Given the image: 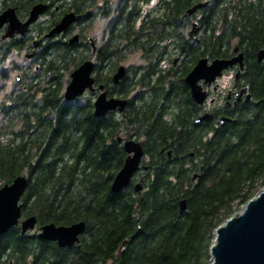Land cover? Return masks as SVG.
I'll return each instance as SVG.
<instances>
[{"label": "trees", "instance_id": "1", "mask_svg": "<svg viewBox=\"0 0 264 264\" xmlns=\"http://www.w3.org/2000/svg\"><path fill=\"white\" fill-rule=\"evenodd\" d=\"M198 1L106 0L101 15L79 16L69 27L83 38H47L36 76L0 97V186L26 175L22 217L37 218L33 230L23 234L16 225L1 236L0 264L210 263L215 229L264 186V60H257L264 0H210L193 14L195 40L184 12ZM35 2L15 3L24 17ZM95 2L70 0L67 8L81 14ZM96 21L106 29L93 53L86 31ZM235 46L244 53L251 100L230 109L224 124L196 123L201 108L187 72L201 56L227 58ZM134 54L142 62L114 84L117 66ZM91 56L95 86L128 98L123 113L94 115L97 88L65 99L70 72ZM119 135L141 140L146 168L115 193L111 184L127 157ZM81 220L86 226L74 245L38 235L42 224Z\"/></svg>", "mask_w": 264, "mask_h": 264}, {"label": "water", "instance_id": "2", "mask_svg": "<svg viewBox=\"0 0 264 264\" xmlns=\"http://www.w3.org/2000/svg\"><path fill=\"white\" fill-rule=\"evenodd\" d=\"M208 4V0H201L188 7L184 15L191 16L197 9L204 8ZM47 3L38 2L34 4L30 10L29 16L25 21L19 19L13 8H8L0 13V27L4 23H8L3 37H11L15 33L24 35L30 31V25L35 22L38 17L46 11ZM80 14L74 10L65 12L54 26L45 34L50 37L56 34L64 33L79 18ZM199 23L196 20L191 22V26L187 31L189 39L198 40ZM81 38L80 33L76 32L68 38L69 43L78 42ZM92 52L96 50V44L90 38ZM40 39H35L32 43L33 47H38ZM34 50L29 51L26 55L32 56ZM231 57H217L209 59L207 56H201L195 65L186 74L185 81L188 84L191 96L194 101L203 106L208 96V91L204 84L210 85L215 82L218 77L223 74L227 68H233L238 65L235 74L237 79L245 69L244 53L239 51V46H235L232 50ZM178 57L174 59V64L178 62ZM257 60H264V49L257 52ZM95 61L93 57H89L82 61L74 68L69 75V81L64 89V97L68 101H72L83 95L87 90L98 89V93L94 99V114L103 116L109 111L116 110L123 112L128 98L117 95H109L103 84L95 86V76L93 73ZM127 67L119 64L112 74V82L114 84L125 76ZM204 83V84H203ZM215 87H218L216 84ZM248 86L241 88L237 95V100L241 99ZM251 94L248 92L245 101L251 100ZM214 113L206 111L196 118V123L205 120H212ZM230 120V117L222 115L218 118L220 124H224ZM119 142L123 143L127 157L123 166L113 178L111 189L113 192H120L125 188L135 173L140 168H146L142 165L144 156V147L141 140L134 137H117ZM164 152L163 150L161 151ZM168 158L172 156L171 150H167ZM195 174L194 178L197 177ZM27 184L26 175L16 176L10 183L0 186V238L13 226L20 225L21 232L25 234L29 230H33L37 225L35 215L22 217L21 197L25 191ZM136 191H141L143 185L142 180L135 182ZM180 211L183 212L187 208L186 200L180 201ZM84 221H76L71 224L57 225L53 222L42 224L38 229L40 238L54 240L60 246H71L80 241V235L85 229ZM209 264H264V186L251 198L242 209L230 218L220 224L214 232V240L211 245V260Z\"/></svg>", "mask_w": 264, "mask_h": 264}, {"label": "flooded vegetation", "instance_id": "3", "mask_svg": "<svg viewBox=\"0 0 264 264\" xmlns=\"http://www.w3.org/2000/svg\"><path fill=\"white\" fill-rule=\"evenodd\" d=\"M16 1L19 0H0V13L8 8H13L19 19L25 21L29 16L33 4L29 6L26 15L22 17L18 10L19 5L15 3ZM58 1L59 2L54 4H51L48 1H41L47 3L48 7L46 11L42 13L38 17V19L30 25V31L24 35H21L20 33H15L11 37L4 38L3 34L6 31L8 23L6 22L0 27V97L4 95L7 88H10V91H12L13 89L19 87L20 84H23V87H25L26 83L29 82L28 78L36 76L38 65L35 62V58L40 47L47 38L56 36L61 40H68V38L70 37V35L68 34L69 29L64 33L45 37V34L57 22V20H59L65 12L69 11L67 5L70 0ZM109 1L111 3L113 2L114 4L116 3V0ZM37 2H40V0H37ZM209 3L210 0H208V4ZM105 7H107L106 0H96V2L92 6H84V10L81 12L80 16L84 17L87 15H91L92 13H95L96 15H101ZM198 10L199 9H197V11ZM197 11H195V13L193 14H196ZM193 14L191 16H188L189 26L187 30L191 26L192 20H196L193 17ZM49 23H51V25L49 28L46 29L45 25ZM35 39L41 40L38 47L32 46V43ZM31 50H34V53L32 56L29 57L26 54ZM239 51L241 50L239 49ZM231 56H233L232 52L229 57ZM237 70L238 65L236 64L233 68H227L223 71V74L226 72L233 73V82L230 85H223L222 83L218 82V78L215 82L211 83L210 85L203 83L208 91V96L204 102V105L200 106L201 111L199 114L204 113L206 111H211L214 113V118L212 120L205 121H211L217 124L219 123L218 118L220 116H228L227 113L230 109L243 102H246L245 96L248 93V89L244 92L241 99H236L241 88L246 86L245 82L242 80V73L245 69L242 71L240 76L235 79V74ZM216 84H218V87H215Z\"/></svg>", "mask_w": 264, "mask_h": 264}, {"label": "rangeland", "instance_id": "4", "mask_svg": "<svg viewBox=\"0 0 264 264\" xmlns=\"http://www.w3.org/2000/svg\"><path fill=\"white\" fill-rule=\"evenodd\" d=\"M105 29H106V24L104 22H101V21L94 22L92 27L88 31H86L87 36H89L87 38L88 41L90 42L91 41L90 38H92L94 40L96 46L100 45L104 40ZM74 33H72V34H74ZM186 33H187V31H186ZM93 59H94V61H96L94 56H93ZM141 62H142V60H141L140 56L134 54V55L130 56L126 61H123L121 64H124L126 67H128L129 65H132V64L135 65V64H139ZM218 82L222 83L225 86L230 85L233 82V73H230V72L224 73L223 75L218 77ZM9 91H10V88H7L6 92H9ZM242 207H241V209H242Z\"/></svg>", "mask_w": 264, "mask_h": 264}, {"label": "bare ground", "instance_id": "5", "mask_svg": "<svg viewBox=\"0 0 264 264\" xmlns=\"http://www.w3.org/2000/svg\"><path fill=\"white\" fill-rule=\"evenodd\" d=\"M194 66V65H193ZM191 70V69H190ZM188 73V72H187ZM70 75V74H69ZM115 111V110H114ZM123 113V112H122ZM95 115V114H94Z\"/></svg>", "mask_w": 264, "mask_h": 264}]
</instances>
